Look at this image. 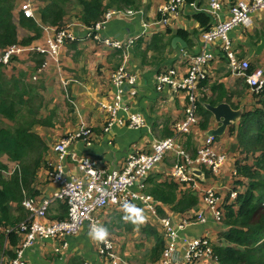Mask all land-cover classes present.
I'll return each instance as SVG.
<instances>
[{"label":"crops","instance_id":"crops-1","mask_svg":"<svg viewBox=\"0 0 264 264\" xmlns=\"http://www.w3.org/2000/svg\"><path fill=\"white\" fill-rule=\"evenodd\" d=\"M168 1L138 0L136 8L130 10L131 15L126 14V10L120 11L121 13L107 21L99 30L101 38H114L128 43L126 50H111L96 41L86 40L84 37L88 28L76 20L80 13V9L76 8L69 18L67 17L65 27L73 33L75 40L65 41L59 50L58 57L53 59L31 51L15 57L16 59L3 68L7 76H17L23 72L26 74V81L43 85L41 91L43 108L40 116L48 121L49 125H35L32 128L46 147L43 160L32 183L34 197L31 198L36 203H40L56 191L57 184L54 183L52 175L59 170L66 180H84L83 174L77 168L78 159H86L102 171H117L122 168L130 153H146L156 141L168 137L172 127L186 118L187 98L183 92L168 86H163L161 92H157L155 86L158 76L172 69L177 74L176 79H181L186 72L183 58L185 53L186 55L203 53L212 57L206 65V79L198 84V104L207 110V107L212 105L205 101L218 96V90L212 88L222 86L231 98L230 104L225 101L221 103L229 106L234 120L225 128L222 135L214 137L211 145L215 153L226 158L218 171L211 174L202 167H190L188 170L192 169L194 173V186L179 182L181 191L190 189L196 195V206L183 214L171 213L168 207L163 206L167 217L171 218L174 224L178 223L180 217L189 221L188 226L178 232L175 241L177 257L180 258L186 244L194 238L205 239L211 248L225 244L221 237V233L225 231L222 225L224 206L234 202L235 199L230 196L233 191L241 192L244 189V186L236 184L235 166L237 162L245 159L251 163L252 159L246 158L239 152L234 135L229 133V128L236 127L246 110L258 107L255 96L261 95L262 91L253 93L243 78L230 73L222 48L223 40L220 37L212 39L208 44L202 42L203 31L192 18L190 4L185 2L178 10L177 17L170 16V22H172L170 26H177V29L157 25L159 10ZM235 1L237 0H221L220 10L215 16L205 13L210 17V28L216 23L229 19V6ZM27 3L32 9V20L41 26L39 9L44 6L43 0H16L12 11L14 23L18 24L20 15H23L24 5ZM191 3L200 7V12L207 9L205 0H193ZM251 17L253 21L250 27L236 26L227 31L229 52L238 59L246 60L249 67L264 70V49L259 54L256 53L260 39L264 37V8L252 13ZM146 23L152 26L144 29L143 25ZM43 28L48 30L45 31ZM56 30L53 27H42L41 37L30 45L45 47L47 39ZM178 30L188 34L187 40L191 42L190 44L184 42L180 36H176ZM167 32L170 33L167 34ZM29 35L31 33L28 30L18 28L19 39ZM155 35L162 37L161 43L165 46L164 50L161 48L145 51ZM174 37L180 38L184 46L176 44L172 47L171 42ZM34 54L43 56V62L38 67L35 59L39 57L32 58ZM122 64L135 74L137 79L134 86L122 88L123 108L117 112L116 117L125 121L128 115H141L144 126L130 129L124 123L113 126L107 131L105 130L108 120L106 106L112 102L114 92L112 77ZM63 82L66 83L65 86ZM68 111L71 116L65 119ZM199 121L197 116L196 125L188 135L191 138V145L186 151L183 148L186 137L182 140L181 146L190 157H192V150L195 151L203 145L208 137L207 132L220 126L211 113L206 130L199 128ZM80 128L91 130L88 140L84 142L74 139L61 157L55 152V145L65 136L76 135ZM2 161L8 170L14 167V163L8 162L5 157ZM176 163L175 156L167 155L151 169L144 182L141 180L140 185L133 184L129 188L130 191L147 193L145 182L150 177L159 183L168 179L177 181L172 177V170ZM209 194L215 199L211 206L206 201ZM56 204L58 203L49 208L45 218L37 220L42 224L51 222L50 216L57 214L58 205ZM128 204L142 210V221L135 224L125 221L123 219L126 215L124 205H109L98 211L95 217L98 225L108 230V238L122 262L140 264L146 260L147 252L155 244L154 238L146 235L148 228H154L162 238L161 219L155 215L156 203L153 199L152 209L147 204L132 198ZM197 214L202 215V222L196 221ZM88 233L89 230L85 226L77 234L62 241L37 237L32 245L23 248L21 259L28 264H108V259L101 253V243L92 242ZM23 241L22 235L20 243ZM63 243L64 248H61ZM58 248L60 249L56 252ZM160 258L156 264L160 263ZM197 264H213V261L201 258Z\"/></svg>","mask_w":264,"mask_h":264},{"label":"built area","instance_id":"built-area-1","mask_svg":"<svg viewBox=\"0 0 264 264\" xmlns=\"http://www.w3.org/2000/svg\"><path fill=\"white\" fill-rule=\"evenodd\" d=\"M221 0H205L207 9L203 12L210 16H215L220 10ZM185 3V0H169L158 13L157 25L168 26L170 29H177V26H170V16L177 17L180 7ZM200 7L191 3L189 10L193 14L200 12ZM264 8V0H237L229 6V19L225 22L216 23L208 31L201 34L203 43L208 44L216 37L223 40V51L227 56V67L230 73L234 76L241 77L245 80L247 86L253 93L264 91V70L255 68L249 72V63L246 60L238 59L229 52V40L226 36L227 31L233 27L239 26L248 28L252 25V13L258 12ZM202 9V8H201ZM121 13L116 9L107 10L101 20L91 27H87L85 39L98 42L104 47L111 50H126L129 44L120 42L114 38H101L99 30L113 17ZM131 15L130 10L125 11ZM22 14L25 18H33V13L30 4L24 5ZM152 26V24H144V29ZM47 31V28H43ZM56 30V29H55ZM75 40V36L68 29H60L53 31L52 35L47 39L45 47L28 46H11L5 50H0V67L6 66L13 61V58L20 57L28 52H39L43 55L58 57L59 50L65 41ZM126 58V57H125ZM186 65V72L181 79H176V72L169 69L161 73L157 78L155 89L161 92L163 86H168L173 90L181 91L186 95V118L184 121L175 124L172 127V135L156 141L146 153H130L124 165L117 171H102L93 166L86 159L77 160V168L83 174L84 180L72 179L66 180L59 170L52 179L57 184L56 191L40 203L31 197H24L21 203L23 209L28 213V217L14 229H9L7 232L15 230L17 234L24 236V241L19 243L15 248V257L10 260V264H28L21 259L22 250L24 247L33 244L35 238H52L62 241L65 238L73 236L79 232L82 227H87L88 230L93 226L98 225L95 217L96 213L109 205H125L132 198L138 202L145 203L151 208L152 198L147 193L142 191H130V187L140 185V181L146 179L151 169L159 163L164 157L172 154L176 157L177 163L172 170V177L182 184L194 186V176L189 172L190 167H202L215 174L220 166L225 162L226 158L223 155L217 154L211 148L213 137L208 136L201 147L196 149V155L191 158L182 148V140L188 136L196 125V108L198 102V84L206 79V65L211 60L210 55L196 54L183 56ZM137 76L130 72L122 64L113 74L112 84L114 86L112 102L106 106L108 120L105 130H110L113 126L126 125L130 129H137L144 126V121L141 115H128L125 121L116 117L119 110L123 108L122 88L124 86H134ZM65 86L66 83L63 82ZM91 135V130L88 128H80L76 135L65 136L55 145L54 150L61 157L66 153L67 147L74 139H80L86 142ZM15 169L16 164L12 169L0 171V175L9 176ZM236 173H234L235 175ZM237 191L231 193V198L235 199ZM58 201L66 203L67 216L62 221H51L46 224L40 223L37 219L45 218L49 208L58 203ZM207 203L211 206L215 199L209 194L206 198ZM196 221L202 222L203 217L197 214ZM162 226V239L164 248L161 253L159 264H197L201 258L211 259L215 264L212 255V249L209 243L202 238H194L189 241L184 249L183 255L177 257L176 238L179 231H182L188 226L189 221L180 217L178 223H173L169 217L160 220ZM99 226V225H98ZM108 243H101V253L104 255L108 264H124L115 252L111 241L107 238ZM64 243L61 248H64ZM60 248L55 250L59 251Z\"/></svg>","mask_w":264,"mask_h":264},{"label":"trees","instance_id":"trees-1","mask_svg":"<svg viewBox=\"0 0 264 264\" xmlns=\"http://www.w3.org/2000/svg\"><path fill=\"white\" fill-rule=\"evenodd\" d=\"M192 1L185 0L187 4ZM15 2L16 0H0V50L30 45L41 37L42 27L65 29L67 17L76 8L80 9V13L75 19L91 27L101 20L107 10H132L136 8L138 0H43L44 6L39 9L41 26L23 15H20L18 24H15L12 15ZM192 18L203 32L210 29V17L205 13H195ZM18 28L28 30L31 35L19 39ZM176 36L191 43L187 40L188 34L181 30L176 32ZM161 42L162 37L155 35L145 51L164 50L165 46ZM224 54L226 55L225 52ZM36 56L39 57L35 59L38 67L43 62V56L34 54L32 58ZM253 69L249 67V72ZM4 72V68L0 67V119L7 121L10 127H4L0 123V171L8 170L2 161L4 157L17 166L9 176L0 175V264H10L22 235L15 230H7L16 228L28 217L21 203L24 197H34L32 183L46 152L44 143L32 128L35 125L47 126L49 123L40 116L43 108L42 83L26 81V74L23 72L17 76H7ZM212 89L218 90V96L207 99L206 103L215 106L225 101L230 104L231 96L222 86ZM255 98L258 107L246 110L236 127L229 128L239 152L252 159L251 163L247 159L236 163V184L244 186V189L237 192L233 203L224 206L222 225L225 231L221 233V237L225 244L211 248L215 264H264V91ZM196 106V114L200 119L199 128L206 130L210 113L198 102ZM171 135L172 132L168 137ZM190 145L191 138L186 136L183 143L185 151ZM194 155L196 150H192L191 158ZM179 185L178 181L169 179L163 183L155 182L151 177L146 180L145 188L156 203L155 215L158 218L167 217L163 206L177 214L187 213L196 206V195L190 189L181 191ZM56 205L57 214L51 215L50 221H62L67 216L66 203L58 201ZM146 235L154 238L155 244L146 254L147 261L140 264H156L163 251L164 241L154 228H148Z\"/></svg>","mask_w":264,"mask_h":264},{"label":"water","instance_id":"water-1","mask_svg":"<svg viewBox=\"0 0 264 264\" xmlns=\"http://www.w3.org/2000/svg\"><path fill=\"white\" fill-rule=\"evenodd\" d=\"M176 44H179L180 46H184V43L180 38L174 37L172 39L171 45L172 47H174ZM263 49H264V37H261L260 44L256 48V53L259 54ZM207 110L220 123L219 127L208 131L207 136H211L213 138L218 137L223 134L227 126L231 125V121L234 120V115H232L229 106L224 103L218 104L216 106H208ZM189 172L194 175L192 169H190ZM144 181L145 180L143 179L141 182Z\"/></svg>","mask_w":264,"mask_h":264},{"label":"clouds","instance_id":"clouds-1","mask_svg":"<svg viewBox=\"0 0 264 264\" xmlns=\"http://www.w3.org/2000/svg\"><path fill=\"white\" fill-rule=\"evenodd\" d=\"M124 209L126 212V215L123 217L125 221H131L132 223H138L143 220L142 210L136 208L135 206L131 204H125ZM88 236L90 240L94 243H108V236L109 232L106 228L103 226H93Z\"/></svg>","mask_w":264,"mask_h":264},{"label":"rangeland","instance_id":"rangeland-1","mask_svg":"<svg viewBox=\"0 0 264 264\" xmlns=\"http://www.w3.org/2000/svg\"><path fill=\"white\" fill-rule=\"evenodd\" d=\"M66 108H67V107H66ZM70 116H71V113L68 111V112L66 113L65 119H69ZM66 121H67V120H66ZM0 123H1L4 127H10V126H9V123H8L7 121H5V120L0 119Z\"/></svg>","mask_w":264,"mask_h":264}]
</instances>
